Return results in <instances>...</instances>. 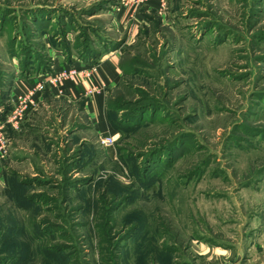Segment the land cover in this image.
Instances as JSON below:
<instances>
[{
    "label": "rangeland",
    "instance_id": "374dc122",
    "mask_svg": "<svg viewBox=\"0 0 264 264\" xmlns=\"http://www.w3.org/2000/svg\"><path fill=\"white\" fill-rule=\"evenodd\" d=\"M163 1L162 13H139L146 0H0L5 82L86 64L80 53L101 38L121 42L106 54L130 65L107 97L154 107L137 130H116L113 146L91 126L73 130L80 109L64 104L41 109L30 134L9 136L0 264H125L135 242L122 218L135 207L175 264H196L200 243L228 249L231 264H264V0ZM21 50L33 54L27 68ZM118 144L142 157L123 161ZM155 146L168 149L157 155L166 161L146 166Z\"/></svg>",
    "mask_w": 264,
    "mask_h": 264
},
{
    "label": "crops",
    "instance_id": "0c3cea01",
    "mask_svg": "<svg viewBox=\"0 0 264 264\" xmlns=\"http://www.w3.org/2000/svg\"><path fill=\"white\" fill-rule=\"evenodd\" d=\"M145 3L149 4L148 7L143 6L139 8V13L140 11L146 12L147 10H153V8L162 13L164 1L160 4L159 0L158 2L157 0H146ZM131 12H134V10ZM129 37H131V35H129ZM119 63L120 52H112L102 56L97 64L93 66L94 68L90 70V74L87 77L81 75V73L76 77L63 78L57 85L46 83L37 93L38 102L36 107L27 113L20 128L15 130L10 126H6V130L3 129V131H5L6 140L9 141V136H11L14 141H16V137L30 134L36 126L35 123H37L39 119V121L42 120L43 116L39 118L41 109L50 108L51 110L55 109L57 112L58 110L64 109L63 104L67 106L73 105L75 108L80 109L81 114H77L76 112V114L73 115L75 121V123L71 124L73 126L72 128H74L73 130L77 131L79 128L91 126L92 134L95 132L106 133L115 137L116 132L111 128L106 118V97L109 89L116 86L121 77ZM76 67L78 70H88L85 64H80ZM90 88L94 89V91L91 94L86 93ZM13 89L16 91L17 88L13 86ZM46 112L49 113L48 111ZM55 114L56 113H54V116ZM78 118H83V122L81 123ZM15 155L16 154H12L11 159L18 160ZM0 157H2L1 154ZM131 248H125L128 250L122 258L125 264H134L135 252ZM197 249L199 250H196V264H231L230 262L232 259L229 258L228 249L220 248L219 251L217 246L208 243L198 244ZM185 255L187 254L185 253ZM150 261L152 262L150 264H158L156 259H150L147 263L149 264ZM184 264L190 263L186 261Z\"/></svg>",
    "mask_w": 264,
    "mask_h": 264
},
{
    "label": "trees",
    "instance_id": "16d2710c",
    "mask_svg": "<svg viewBox=\"0 0 264 264\" xmlns=\"http://www.w3.org/2000/svg\"><path fill=\"white\" fill-rule=\"evenodd\" d=\"M143 16L149 20L153 18L152 15L143 14ZM96 41H97L96 45L90 44L86 49L83 50V52L80 53V57L82 58V61L86 63V65L90 63L98 62L99 59L104 54L108 53L111 50H114L115 48H117L116 46L121 45V42H119V43L114 44L113 45L114 47L112 48L110 47V43L106 44L105 43L106 41L101 40V38ZM21 51H23L21 53V56L23 57L22 62L25 63V67L23 68H27V65H29L30 61L34 60L33 54L27 50H21ZM121 60L119 63V68H120L121 73H123L124 75L127 73L126 70L128 69V66L130 67V65L124 64L122 62L123 60L122 61ZM42 64H43L42 61L38 59V63L36 64V70L41 69ZM131 71L135 72L137 71V68H133V69L131 68ZM4 76L5 74L3 73L0 74V107L2 108V111L0 112V119L2 120L5 119L6 114L11 108V105L8 99L10 97L13 84H14V81L13 80L10 81L9 79L5 82ZM120 81H121V77L117 83V87ZM151 108H154V107L144 105V106L139 107L138 109H133V110L128 109L127 110V108L125 107L121 108L118 105V101L116 100L115 96L113 97L108 96L106 98L107 121L115 132L116 130H119L122 135H126L130 131L137 130L140 127V125L145 121V117L148 115L146 114V111L150 110ZM174 141L177 142L176 140ZM173 143L171 146H173ZM126 144L122 146L121 144L117 145V150H120L119 155L123 161L127 162L128 160H130V158L139 159L142 157L141 153L137 154V157H134L132 152H129V151L125 152L124 146ZM171 146L169 148H172ZM165 150L166 148H164L163 146H155L151 150H149L146 154H144L145 157L147 158L146 166H148L149 161L152 159L157 160L158 163H161L163 161L165 162L166 160H161L157 158V155H159L158 157H164L163 155H161V153L168 151V149L166 151ZM137 163H138V160L135 161V164H134L135 167L138 166ZM146 166L145 168H141V167H144V165H142L141 167L138 166L139 170L137 172L136 171L134 172L132 169V171L136 174V178L137 176L139 177L138 178L139 180L141 179L142 175H144V173L147 172ZM12 179L13 178L6 179L7 185L13 186L14 180ZM146 215L147 214L143 212L141 209L139 208L137 209V207H135L133 210L123 215V218H122V220L127 222L128 227L129 226L131 227L130 229H128L127 238L130 237L135 242L133 245V251L135 252L134 264H148L147 262L150 259H156L158 264H175V262L172 259V256L175 252L173 251V249L169 248V246L164 243L157 244L158 239H156L150 232L151 225L146 222ZM106 236H108V239H110L109 242H112L116 238V237L110 238L111 234H109V232ZM108 246L109 247L113 246L111 248L113 252H115V250L119 248L118 244L117 245L109 244ZM113 259L115 260L114 257ZM104 263H105L104 258L102 257L100 260V264H104Z\"/></svg>",
    "mask_w": 264,
    "mask_h": 264
},
{
    "label": "built area",
    "instance_id": "2783aa9c",
    "mask_svg": "<svg viewBox=\"0 0 264 264\" xmlns=\"http://www.w3.org/2000/svg\"><path fill=\"white\" fill-rule=\"evenodd\" d=\"M122 3H136V0H121ZM88 70L82 71L78 70L76 66H72L71 69L64 67V70L54 71L53 73L45 76L44 78H37L36 81L30 82L28 80H15L14 88L10 94V104L11 108L5 116L4 123L9 125L12 129L18 130L21 126V123L25 119L27 113L34 109L37 105L38 98L37 93L43 88L46 83L57 85L63 78L66 77H76L78 74L83 76H88L90 70H92L94 65H86ZM94 89L90 88L86 93L91 94ZM3 124L0 122V152H5V147L7 145L6 138L2 132ZM101 143L104 146H113L115 142V137L108 135L101 138Z\"/></svg>",
    "mask_w": 264,
    "mask_h": 264
}]
</instances>
